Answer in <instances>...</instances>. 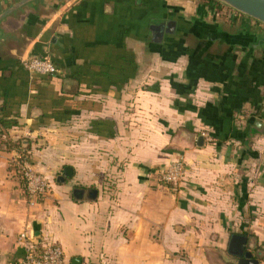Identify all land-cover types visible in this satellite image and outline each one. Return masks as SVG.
Returning a JSON list of instances; mask_svg holds the SVG:
<instances>
[{
  "label": "crops",
  "instance_id": "obj_1",
  "mask_svg": "<svg viewBox=\"0 0 264 264\" xmlns=\"http://www.w3.org/2000/svg\"><path fill=\"white\" fill-rule=\"evenodd\" d=\"M210 5L43 0L0 23V120L15 122L0 124V264L23 257V231L64 264H238L233 234L262 264L264 45L233 39L264 32ZM28 56L59 72L29 73ZM17 141L52 182L34 206L10 164ZM179 158L185 177L160 185Z\"/></svg>",
  "mask_w": 264,
  "mask_h": 264
},
{
  "label": "built area",
  "instance_id": "obj_2",
  "mask_svg": "<svg viewBox=\"0 0 264 264\" xmlns=\"http://www.w3.org/2000/svg\"><path fill=\"white\" fill-rule=\"evenodd\" d=\"M228 17L234 13L226 11ZM238 15L237 13H235ZM239 16V15H238ZM234 17V16H233ZM23 69L33 74L54 75L59 70L54 66L48 56L35 57L28 56L21 60ZM202 136L211 141V136L207 132H202ZM10 164L16 165L14 172L19 175L24 194L28 205L39 204L48 194L51 188V180L41 172L35 170L31 163L27 150L24 147L17 148L14 156L11 157ZM186 167L182 159H172L157 172L158 183L162 186L179 184L185 177ZM24 249L23 257L18 264H64V254L59 244L47 242L38 245L29 239L26 232L19 234ZM264 264V260L262 262Z\"/></svg>",
  "mask_w": 264,
  "mask_h": 264
},
{
  "label": "water",
  "instance_id": "obj_3",
  "mask_svg": "<svg viewBox=\"0 0 264 264\" xmlns=\"http://www.w3.org/2000/svg\"><path fill=\"white\" fill-rule=\"evenodd\" d=\"M214 2L225 6L238 14L246 16L251 20L264 25V0H213ZM39 2L43 3V0H17L12 2L4 9L0 10V23L4 21L8 16L12 15L16 11L22 9L24 6L29 5L31 3ZM172 24L167 23L160 24L159 26H154V29L157 31H161L164 29L165 31H171ZM11 34H7L3 31V28L0 25V40L5 39L6 37H10ZM233 41L241 42L246 44L249 48H255L259 45H264V34L255 33L254 38H244L237 37V39H233ZM202 138H199V145L202 142ZM71 175V168L65 167L62 175L57 177V182H63L65 177ZM90 197L94 198L96 191L92 190L89 192ZM247 238L241 236L239 234H233L231 236L228 251L235 256H238L237 263L238 264H258V260L252 257V254L246 250Z\"/></svg>",
  "mask_w": 264,
  "mask_h": 264
},
{
  "label": "trees",
  "instance_id": "obj_4",
  "mask_svg": "<svg viewBox=\"0 0 264 264\" xmlns=\"http://www.w3.org/2000/svg\"><path fill=\"white\" fill-rule=\"evenodd\" d=\"M208 2L211 4L210 7H213V9L219 13L220 8L222 6L220 4L214 2L213 0H208ZM14 123H15L14 121L0 120V124L3 126V128H9ZM8 147L11 148V149H17V148L23 147V145H22L21 142L17 141L16 143H10V144H8L7 145V148ZM184 165H185V163H184ZM12 167H14L16 169V165H13ZM17 176H18L19 180L21 181L19 175H17ZM22 190L24 191V187H22Z\"/></svg>",
  "mask_w": 264,
  "mask_h": 264
},
{
  "label": "flooded vegetation",
  "instance_id": "obj_5",
  "mask_svg": "<svg viewBox=\"0 0 264 264\" xmlns=\"http://www.w3.org/2000/svg\"><path fill=\"white\" fill-rule=\"evenodd\" d=\"M255 26L257 27L256 30L264 32V25H261L259 23H256Z\"/></svg>",
  "mask_w": 264,
  "mask_h": 264
}]
</instances>
